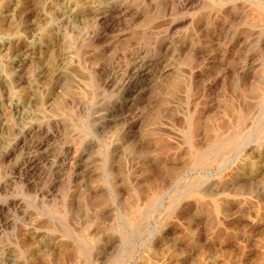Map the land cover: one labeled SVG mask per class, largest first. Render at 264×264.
I'll return each mask as SVG.
<instances>
[{
	"label": "rangeland",
	"instance_id": "rangeland-1",
	"mask_svg": "<svg viewBox=\"0 0 264 264\" xmlns=\"http://www.w3.org/2000/svg\"><path fill=\"white\" fill-rule=\"evenodd\" d=\"M68 1L0 0V264H264V0Z\"/></svg>",
	"mask_w": 264,
	"mask_h": 264
},
{
	"label": "bare ground",
	"instance_id": "bare-ground-1",
	"mask_svg": "<svg viewBox=\"0 0 264 264\" xmlns=\"http://www.w3.org/2000/svg\"><path fill=\"white\" fill-rule=\"evenodd\" d=\"M65 1H67V0H65ZM97 1V0H96ZM116 1V3L119 1L120 2V0H115ZM123 1V0H122ZM68 3V7L70 8V10H71V12L73 13V14H76L77 16L76 17H79L80 15H79V13H76V9H77V6H78V4H77V2L76 1H72V0H70V1H68L67 2ZM66 3V4H67ZM21 4V3H20ZM57 4V3H56ZM95 4V3H94ZM114 4V3H113ZM122 5V4H121ZM17 6V5H16ZM96 7V6H95ZM107 7V6H106ZM105 7V8H106ZM17 8V7H16ZM110 8V7H109ZM23 9V8H22ZM97 9V8H96ZM116 9V8H115ZM125 11V10H124ZM20 12V11H19ZM78 12V11H77ZM96 12V11H95ZM107 12V11H106ZM101 13V12H100ZM22 14V13H21ZM20 14V15H21ZM81 14V13H80ZM122 14V13H121ZM45 15V14H44ZM46 16V15H45ZM76 17H75V19H76ZM21 18V17H20ZM47 18V17H46ZM49 18V17H48ZM80 18H81V16H80ZM79 18V19H80ZM23 20V19H22ZM21 20V21H22ZM79 21V20H78ZM102 21V20H101ZM31 26V25H30ZM38 26V25H37ZM33 27V26H32ZM32 29V28H31ZM28 30H29V28H28ZM40 30V29H39ZM32 31V30H31ZM35 31V30H34ZM39 32V31H38ZM34 34V33H33ZM40 35V34H39ZM45 36V35H44ZM47 36V35H46ZM49 36V35H48ZM35 37V36H34ZM37 40V39H36ZM46 41V40H45ZM41 42V41H40ZM49 42H50V40H49ZM19 43V42H18ZM29 44V43H28ZM33 45V44H32ZM25 46V51L28 53V52H31V50H33L34 49V46ZM50 45V44H49ZM17 46V45H16ZM51 46V45H50ZM53 46V45H52ZM22 47V46H21ZM43 47V46H42ZM23 48V47H22ZM39 48V47H38ZM35 49H37V48H35ZM48 49H50V48H48ZM53 49V48H52ZM22 50V49H21ZM38 50V49H37ZM39 51H40V49H39ZM43 51V50H42ZM46 51V50H45ZM36 52V51H35ZM49 52V51H48ZM33 54H34V52H32ZM40 53V52H39ZM72 50L71 49H67L66 48V50L64 51V63H65V60H68V59H70L71 58V56H72ZM41 54V53H40ZM39 54V55H40ZM36 55V54H35ZM38 55V56H39ZM37 56V55H36ZM19 57H20V55H19ZM23 57V56H22ZM41 57V56H40ZM36 58V57H35ZM48 58V57H47ZM20 59V58H19ZM22 59V58H21ZM43 59V58H42ZM26 60V59H25ZM24 60V61H25ZM34 60V59H33ZM39 60V59H38ZM42 62V61H41ZM25 63V62H24ZM25 67V66H24ZM39 75V74H38ZM55 75L57 76V78H58V80L59 81H62V82H65L66 81V78L64 77V75H63V72L61 71V70H58V71H56L55 72ZM4 77V76H3ZM7 77V76H6ZM9 79V78H8ZM1 82V81H0ZM11 83V82H10ZM4 84L6 85L7 83L4 81ZM36 84V83H35ZM8 87V86H7ZM9 87H10V85H9ZM3 88V87H2ZM45 88V87H44ZM7 90V89H6ZM16 97V96H15ZM6 98V97H5ZM51 99V98H50ZM49 99V100H50ZM53 100V99H52ZM11 102H12V104L14 105V107L16 108V110L17 111H23V110H25L26 108H27V104H25L24 102H22V101H20V100H18V99H15V100H10ZM10 102V103H11ZM27 102V101H26ZM29 102V101H28ZM50 102V101H49ZM51 103V102H50ZM11 107V106H10ZM26 111V110H25ZM29 111V110H28ZM16 112V111H15ZM21 113V112H20ZM19 113V114H20ZM22 114V113H21ZM30 114V113H29ZM20 116V115H19ZM40 115L38 114V117H39ZM37 117V118H38ZM40 118V117H39ZM43 118H44V116H43ZM41 119H42V117H41ZM46 119V118H45ZM39 122V121H38ZM3 123V122H2ZM41 123V122H40ZM1 124V123H0ZM37 124V123H36ZM42 124H44L43 122H42ZM2 127H4V126H2ZM8 128V127H7ZM39 128V127H38ZM36 129V128H35ZM40 129V128H39ZM4 130H5V128H4ZM22 131V130H21ZM27 131H29V130H27ZM27 131H25V132H27ZM32 131V130H31ZM22 133V132H21ZM16 140V139H15ZM19 140V139H18ZM18 140H17V142H18ZM4 141V140H3ZM9 143V142H8ZM19 143V142H18ZM20 144V143H19ZM4 145V144H3ZM17 146V145H16ZM6 152V151H5ZM11 152V151H10ZM9 156V155H8Z\"/></svg>",
	"mask_w": 264,
	"mask_h": 264
}]
</instances>
